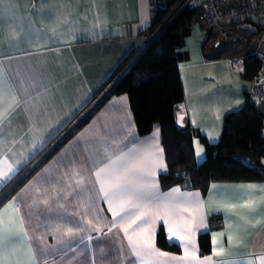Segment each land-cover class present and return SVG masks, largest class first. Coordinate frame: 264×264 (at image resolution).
<instances>
[{"label":"crops","instance_id":"0c3cea01","mask_svg":"<svg viewBox=\"0 0 264 264\" xmlns=\"http://www.w3.org/2000/svg\"><path fill=\"white\" fill-rule=\"evenodd\" d=\"M153 11L154 0H0V111L12 105L0 120V173L5 174L0 197L76 126L120 62L132 50L143 49L148 41L143 32L152 23ZM202 25L191 24L181 49L187 55L179 65L184 98L175 107V123L216 144L224 117L244 106L250 81L209 47L213 39L208 37L217 30ZM226 63L229 69L223 66ZM128 133L148 151L153 145L163 149L160 126L139 136L127 96H113L0 205V237L5 228L12 233L0 245V264H134L120 228L109 231L113 217L100 198L94 174L105 150L116 155L128 145ZM192 145L200 164L204 146L197 136ZM162 159L166 164L164 151ZM9 166L18 171L9 173ZM166 173L157 169V181ZM173 188L199 193L205 203L207 228L193 236L197 245L199 234L210 235L211 252L201 255L198 249L201 259L212 257L208 264L234 260L261 264L264 179L211 183L205 195L185 186L162 190L159 183L162 193ZM68 227L73 228L70 237L64 235ZM160 227L167 242L176 244L168 240L163 221H157L156 235ZM214 247L223 248L224 254L214 256ZM179 248V253H168L183 255Z\"/></svg>","mask_w":264,"mask_h":264},{"label":"trees","instance_id":"16d2710c","mask_svg":"<svg viewBox=\"0 0 264 264\" xmlns=\"http://www.w3.org/2000/svg\"><path fill=\"white\" fill-rule=\"evenodd\" d=\"M194 19H197L196 13L185 5V0H165L157 6L151 25L143 32L148 38L143 49L140 52L132 50L120 62L92 96L90 104L97 102L32 170L10 188L11 191L6 192L7 196L0 201V205L51 159L109 98L123 94L128 98L139 136L150 134L156 124L160 126L161 145L167 165V173L159 176L162 190L185 186L205 195L209 185L215 182L262 181L264 114L254 105L246 101L240 110L224 117L222 132L216 144H210L205 137L190 128L176 126L175 107L184 98L179 65L187 59L181 49L190 35ZM257 68L256 60L247 59L244 79L251 81ZM196 136L205 150V159L200 164H196L192 145ZM156 245L163 251L180 252L176 244L167 242L162 227L156 235ZM197 245L201 255L211 252L208 232L198 235Z\"/></svg>","mask_w":264,"mask_h":264},{"label":"snow or ice","instance_id":"6c2138e0","mask_svg":"<svg viewBox=\"0 0 264 264\" xmlns=\"http://www.w3.org/2000/svg\"><path fill=\"white\" fill-rule=\"evenodd\" d=\"M11 108L12 105L9 104L0 111V120ZM158 131L157 129L154 140L158 137ZM128 137H131L128 139V145L131 146L126 145L119 149L116 155L107 154L105 150V159L98 161L94 172L96 184L99 185L100 198L107 203L113 217L109 231L120 228L127 241L130 255L135 258L134 264H208L212 261V257L201 259L193 240L197 231L207 228L205 203L200 199V194L182 192L180 188H173L167 193L160 192L159 182L156 179L157 169L167 170L162 159L163 149L153 145L154 150L148 151L138 144L131 133H128ZM201 151H197V157H200ZM14 171L18 169L9 166L8 172ZM4 179L5 174L0 173V188L4 187ZM215 187L213 185V188ZM6 196L7 193L0 197V201ZM14 204L15 200L9 207ZM16 211L19 212L20 209L17 207ZM157 221H163L168 240L181 247L183 255H172L156 247ZM4 232L5 236L0 237V245L5 243L8 235L12 234L7 228ZM64 235L72 236L73 228H66ZM228 239L231 244L232 237L229 236ZM213 244L214 246L216 244L215 237ZM41 251L47 254L46 249ZM121 252L123 253V248ZM223 254V248H213L214 256ZM259 259L261 264H264V256H260ZM227 264H245V262L234 260L228 261ZM246 264H254V261L249 260Z\"/></svg>","mask_w":264,"mask_h":264},{"label":"built area","instance_id":"2783aa9c","mask_svg":"<svg viewBox=\"0 0 264 264\" xmlns=\"http://www.w3.org/2000/svg\"><path fill=\"white\" fill-rule=\"evenodd\" d=\"M164 2L155 0L154 10ZM185 5L196 13L197 21L207 28L219 31L241 30L252 38V42L257 43L250 55L234 57L229 62L238 73L245 70L247 59L252 58L258 62L246 101L251 105L264 104V0H185Z\"/></svg>","mask_w":264,"mask_h":264},{"label":"rangeland","instance_id":"374dc122","mask_svg":"<svg viewBox=\"0 0 264 264\" xmlns=\"http://www.w3.org/2000/svg\"><path fill=\"white\" fill-rule=\"evenodd\" d=\"M196 25H198L200 28L201 26H203L199 21H197V19H194V21L192 22V27ZM208 38L213 39L212 43L211 44L209 43L210 44L209 47L216 48L218 50L217 52H219L217 56H224V58L228 59V61L234 57H246L250 55L256 49V44H257L256 42H252V38L247 33L241 30H225V31L217 30L215 34L210 33ZM228 64L226 63L223 66L229 69L227 66ZM257 107L263 110L264 113V109L261 105H258ZM52 143L53 146L56 143V141ZM37 163H38L37 161L36 162L34 161V163L30 164L29 166L30 168H28V170L21 173V175L17 177L18 179L14 182V184L18 180H20L27 172L32 170V168Z\"/></svg>","mask_w":264,"mask_h":264}]
</instances>
